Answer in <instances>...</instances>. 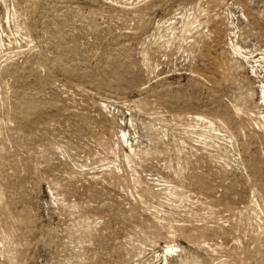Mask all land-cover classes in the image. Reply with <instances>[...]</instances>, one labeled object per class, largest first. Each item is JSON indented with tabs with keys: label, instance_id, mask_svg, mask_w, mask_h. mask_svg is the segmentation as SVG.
<instances>
[{
	"label": "rangeland",
	"instance_id": "1",
	"mask_svg": "<svg viewBox=\"0 0 264 264\" xmlns=\"http://www.w3.org/2000/svg\"><path fill=\"white\" fill-rule=\"evenodd\" d=\"M0 264H264V0H0Z\"/></svg>",
	"mask_w": 264,
	"mask_h": 264
}]
</instances>
